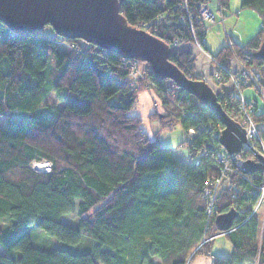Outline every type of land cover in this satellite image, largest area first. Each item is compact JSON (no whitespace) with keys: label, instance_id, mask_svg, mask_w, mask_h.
<instances>
[{"label":"trees","instance_id":"trees-1","mask_svg":"<svg viewBox=\"0 0 264 264\" xmlns=\"http://www.w3.org/2000/svg\"><path fill=\"white\" fill-rule=\"evenodd\" d=\"M201 1L207 0H122L120 13L128 25L166 42L171 62L187 77L197 78L189 48L195 44L225 79L227 70L239 73L237 59L264 89V63L253 56L264 38V0H241L258 15L259 29L243 43L226 37L216 53L204 44L212 24L199 20ZM217 1L226 17L229 0ZM175 40L182 46L174 48ZM133 61L51 28L15 34L0 22V264H190L198 255L210 256L211 264L263 263L264 234L259 248L252 213L262 172L242 174L230 157L219 163L220 122L172 81H156L145 63L144 78L163 110L149 116L161 129L181 125L185 137L177 150L185 161L157 134L150 137L130 114L139 93L128 80ZM218 102L240 121L230 98L218 96ZM246 105L264 141V109L255 110L248 98ZM188 129L199 133L188 137ZM249 156L242 152L240 159ZM40 161L50 171L32 168ZM206 182L217 183L209 216ZM231 209L237 216L221 233L214 218ZM38 231L75 251L34 246L30 234ZM219 234L230 245L228 256L210 254L212 236Z\"/></svg>","mask_w":264,"mask_h":264},{"label":"water","instance_id":"water-1","mask_svg":"<svg viewBox=\"0 0 264 264\" xmlns=\"http://www.w3.org/2000/svg\"><path fill=\"white\" fill-rule=\"evenodd\" d=\"M121 3L122 0H0V22L15 34L40 35L50 27L62 38L80 39L125 60L148 64L156 81H172L212 112L222 125L218 143L238 171L245 175L263 172L261 157L260 163L237 158L246 142L245 130L223 110L218 94L204 79H191L172 63V48L166 42L128 25L120 13ZM253 56L264 63V38ZM236 216L233 209L217 214V230L228 232ZM262 259L264 264V247Z\"/></svg>","mask_w":264,"mask_h":264},{"label":"rangeland","instance_id":"rangeland-1","mask_svg":"<svg viewBox=\"0 0 264 264\" xmlns=\"http://www.w3.org/2000/svg\"><path fill=\"white\" fill-rule=\"evenodd\" d=\"M211 7H213V0ZM218 12H214V17L216 22L211 26V29L207 30L204 44L207 50L211 53H216L218 49L226 43V37H231L234 41L238 43L247 42L251 37L258 31L260 26V20L258 15L247 9L241 7V0H229L228 9L223 10V13L226 17L223 16V19L220 20L222 6L214 5ZM223 22V23H222ZM224 27V28H223ZM46 32H50V28H45ZM147 32V31H146ZM194 44V43H193ZM174 45V44H173ZM182 44L178 43L174 45V48H178ZM191 52L195 58V71L194 75L197 78H202L204 81L212 87L214 92L218 95H223L224 93H229L233 89L231 80H224L221 78V73L218 70V65L211 60L210 57L203 51L200 50L198 46L191 45L189 46ZM144 62L136 61L131 65V75L129 84L133 91L139 90L137 94L135 103L130 110V114L136 115L140 118L141 128L150 136L158 135L159 141L163 147L169 148L172 150V154L182 161H185V156H180L184 154V151L177 150V145L184 139L183 129L180 124H176L170 129H164L160 127V124L157 120L150 118L149 113L153 112H162L161 104L158 97L156 96L155 90L151 87L149 81L144 78ZM237 68L241 67V64L235 60L233 63ZM142 79L144 81H142ZM244 89V99L248 98L253 102L261 101L264 104V95H259L256 98L254 93L253 84H247L246 86L242 85L240 88ZM252 87V88H251ZM242 90V89H241ZM264 91V89H262ZM253 95V96H251ZM260 99V100H259ZM255 100V101H254ZM260 102V104H261ZM262 105V104H261ZM160 118V117H159ZM240 124V121L238 122ZM241 125V124H240ZM242 126V125H241ZM243 127V126H242ZM244 128V127H243ZM245 130V128H244ZM253 131V130H251ZM251 155V154H250ZM264 155V154H263ZM248 161L254 160L253 157L249 156ZM239 160L240 156L237 155ZM188 161V160H187ZM255 161V160H254ZM253 161V162H254ZM42 162V161H41ZM256 163V162H255ZM264 166V161H262ZM37 171V169H34ZM258 203V204H257ZM254 209L252 208V213L256 214V217L259 221V237H258V246L260 248L261 238L264 234V186L261 188V196L258 199ZM66 222L74 224L75 221L70 218H64ZM40 233V234H39ZM213 242L210 246V254L212 255H225L228 256L231 253V248L229 243L223 234L214 235ZM31 242L34 246L45 249L52 250L55 248H64L67 250L75 251L74 247L71 245H65L55 238L45 235L43 232H36L30 234ZM208 239H205L207 241ZM0 253L3 254L2 249L0 248ZM190 264H211V257L198 255L196 256Z\"/></svg>","mask_w":264,"mask_h":264},{"label":"built area","instance_id":"built-area-1","mask_svg":"<svg viewBox=\"0 0 264 264\" xmlns=\"http://www.w3.org/2000/svg\"><path fill=\"white\" fill-rule=\"evenodd\" d=\"M213 3H214L213 7L216 4L218 5L217 0H213ZM211 4H212L211 0L201 1L198 4L199 20L208 22L209 24L213 25L216 22L215 17H214V12H216L217 10H216V7H214L215 9H212ZM221 19H223V16L220 17V20ZM58 42L62 45H66L64 42H62L61 39H59ZM178 43H179L178 40L174 41V45L178 44ZM66 46L70 49L74 48L72 43L69 46L68 45H66ZM133 63L135 64L136 61H133ZM226 73L228 76L227 79H225L224 77L222 78V76H221V78L224 80H231L232 85H233V89L228 94L224 93L223 95L220 94L218 96L221 99L223 96L230 98V100L232 101L231 106L236 108L237 114L240 118V124L245 128L246 142L242 145L241 152L238 154V156H240V154L242 152H248L249 154H251V157H253V159L255 160V161L254 160H252V161H254L256 163H260V160L258 158L261 157L262 161H264V155H263L264 154V141L260 138L258 129H257L256 125L254 124L253 120L251 119V117L249 115V113L251 111H250V109L247 108V105H246V99L247 98L244 99V96H243L244 91H242L240 88L242 85L246 86L247 84L248 85L253 84V86L255 87L254 90L257 91V94L258 95H264V91L258 85V81L260 78L257 74H252L248 70L244 69L243 67H240V71L237 75H236L234 70H227ZM249 102H250V105L253 106V108L255 110H256V108H260L261 106L264 109V104L261 101L260 102L262 105L257 100L255 102H253L252 100L251 101L249 100ZM211 128H212V126H209L206 130H210ZM251 130H253V131H251ZM198 133L199 132H196L194 129H188L187 130L188 137H194ZM203 153H204V150L202 149L200 151V155H202ZM215 154H216L217 161L219 163L223 164V166H224L226 164V160L229 156L226 153V151L223 149V147L220 146L219 148H217L215 150ZM32 168L37 169L38 172H48V171H50V164L46 161L34 162L32 165ZM225 170H226V168H224L223 171H225ZM262 174H263L262 175L263 181H262L261 186L259 187L260 192H259L258 199L261 196V188L264 186V171L262 172ZM216 189H217V183L206 182L204 184V186L202 187V194H203L205 201H206V204H207L206 214L208 216L213 215V213H214L212 203L214 200V195H215ZM256 203H255V205H256ZM253 209H254V206H253Z\"/></svg>","mask_w":264,"mask_h":264},{"label":"bare ground","instance_id":"bare-ground-1","mask_svg":"<svg viewBox=\"0 0 264 264\" xmlns=\"http://www.w3.org/2000/svg\"><path fill=\"white\" fill-rule=\"evenodd\" d=\"M186 38H187V37H186ZM191 39H192V38H191ZM191 39H190V40H191ZM191 41H192V40H191ZM221 233H222V232H221Z\"/></svg>","mask_w":264,"mask_h":264},{"label":"crops","instance_id":"crops-1","mask_svg":"<svg viewBox=\"0 0 264 264\" xmlns=\"http://www.w3.org/2000/svg\"><path fill=\"white\" fill-rule=\"evenodd\" d=\"M235 61V60H234ZM174 156V155H173ZM175 157V156H174ZM176 158V157H175Z\"/></svg>","mask_w":264,"mask_h":264}]
</instances>
